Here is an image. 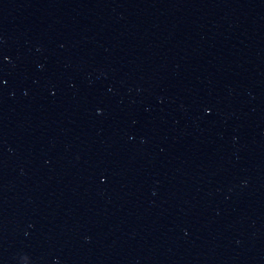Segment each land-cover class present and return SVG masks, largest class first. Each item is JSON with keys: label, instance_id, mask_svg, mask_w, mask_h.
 Masks as SVG:
<instances>
[{"label": "water", "instance_id": "95a60500", "mask_svg": "<svg viewBox=\"0 0 264 264\" xmlns=\"http://www.w3.org/2000/svg\"><path fill=\"white\" fill-rule=\"evenodd\" d=\"M0 264H264V0H0Z\"/></svg>", "mask_w": 264, "mask_h": 264}]
</instances>
